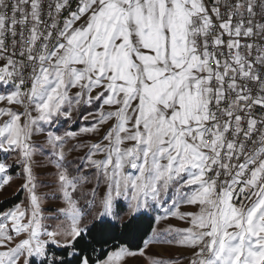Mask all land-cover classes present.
I'll return each instance as SVG.
<instances>
[{
	"label": "snow or ice",
	"instance_id": "6c2138e0",
	"mask_svg": "<svg viewBox=\"0 0 264 264\" xmlns=\"http://www.w3.org/2000/svg\"><path fill=\"white\" fill-rule=\"evenodd\" d=\"M0 154V264H264V0H0Z\"/></svg>",
	"mask_w": 264,
	"mask_h": 264
},
{
	"label": "rangeland",
	"instance_id": "374dc122",
	"mask_svg": "<svg viewBox=\"0 0 264 264\" xmlns=\"http://www.w3.org/2000/svg\"><path fill=\"white\" fill-rule=\"evenodd\" d=\"M2 158H4V157L2 156V154H0V159H2ZM11 162H12V161L9 160V163H11ZM16 171L18 172L19 169H16ZM19 184H20V180L17 178V179L12 183V186H11V187L6 188V189L4 190V192H3V194L0 195V203L6 201V200H8V199H13V198L17 199L14 203H17V202H19L20 200H23V199H24V193H23V192H18ZM41 191H42V192H43V191H46V189H43V188H42ZM9 207H11V206H9ZM7 208H8V207H7ZM7 208H6V209H7ZM46 208H47V206H46ZM6 209H4V210H6ZM170 223L177 224V225L180 226V227H183V226H184L183 224H179V222H177V221H175V220L170 221ZM52 247L57 248L56 246H52ZM171 252H172V254H175V253H176V250H175V249H172ZM164 254H165V255H168L169 253L166 252V253H164Z\"/></svg>",
	"mask_w": 264,
	"mask_h": 264
},
{
	"label": "trees",
	"instance_id": "16d2710c",
	"mask_svg": "<svg viewBox=\"0 0 264 264\" xmlns=\"http://www.w3.org/2000/svg\"><path fill=\"white\" fill-rule=\"evenodd\" d=\"M16 200H17V199L13 198V199H8V200H6V201L0 203V210H4V209H6L7 207L12 206V204H14V202H15ZM145 227H147V222H146V221H145ZM111 243H112V242H110L109 245H106V246H105V249H104L105 251H107V250L111 247ZM98 249H99V246H98ZM50 252H55L57 255L63 257L64 259H68L67 257H64V256H63V251H62V249H60V248H54V247H51Z\"/></svg>",
	"mask_w": 264,
	"mask_h": 264
}]
</instances>
